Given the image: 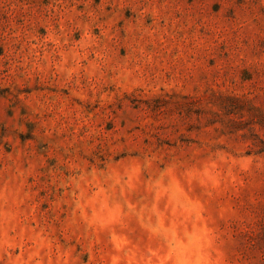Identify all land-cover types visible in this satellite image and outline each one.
<instances>
[{"label": "rangeland", "instance_id": "obj_1", "mask_svg": "<svg viewBox=\"0 0 264 264\" xmlns=\"http://www.w3.org/2000/svg\"><path fill=\"white\" fill-rule=\"evenodd\" d=\"M0 264H264V0H0Z\"/></svg>", "mask_w": 264, "mask_h": 264}]
</instances>
